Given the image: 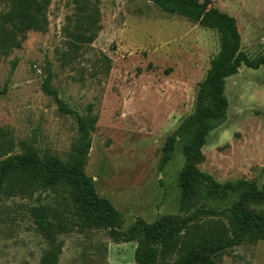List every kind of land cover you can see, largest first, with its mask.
<instances>
[{"label": "rangeland", "instance_id": "obj_1", "mask_svg": "<svg viewBox=\"0 0 264 264\" xmlns=\"http://www.w3.org/2000/svg\"><path fill=\"white\" fill-rule=\"evenodd\" d=\"M73 1L52 0L48 30L29 32L20 48L0 54L1 157L33 147L68 159L78 125L43 91L52 74L53 87L71 108L85 115L92 106L99 116L85 171L123 215L124 229L138 218L187 215L180 187L183 141L167 165L160 160L167 138L194 112L199 84L220 49L219 33L167 14L152 0H101V31L68 60L65 29L72 24ZM211 2L236 18L250 57L264 52V0ZM226 94L227 121L208 135L199 168L221 183L255 180L264 189V66H242L227 80ZM65 200L64 188L4 197L0 264H40L48 244L34 209L42 203L63 211ZM201 200L218 209L230 204L205 194ZM251 207L264 213V204ZM61 238L59 264H136V243H115L105 230L74 227ZM218 264H264V241L227 250Z\"/></svg>", "mask_w": 264, "mask_h": 264}, {"label": "trees", "instance_id": "obj_2", "mask_svg": "<svg viewBox=\"0 0 264 264\" xmlns=\"http://www.w3.org/2000/svg\"><path fill=\"white\" fill-rule=\"evenodd\" d=\"M163 12L186 18L203 28L219 33L220 49L199 84L195 109L163 148L160 166L174 159L177 144L183 141L185 158L180 173L181 202L189 213L168 214L148 222L138 218L124 229L123 215L112 202L101 197L86 166L92 147V133L99 116L90 106L82 115L71 108L52 85V74L43 83V91L54 98L58 111L74 117L78 139L67 160L58 155H41L33 147L21 153H0V201L4 197H33L38 192L64 188L68 192L65 208L40 203L33 215L38 232L46 239L47 248L40 264H59L64 248L62 236L74 227L107 231L115 243H136V264H218L227 250L244 243L264 241V213L251 205L264 204V189L255 180L239 179L218 182L203 172L199 165L206 159L203 148L213 130L228 118L227 80L242 66L259 69L264 66V52L252 58L242 49V36L234 16L212 6L211 0H152ZM0 54L8 56L22 46L29 32H45L49 27L52 0H1ZM101 0H74V16L65 29L70 60L74 51L93 43L102 29ZM110 64L106 68V73ZM215 202H230L216 208L201 197ZM170 260L168 262L167 260Z\"/></svg>", "mask_w": 264, "mask_h": 264}]
</instances>
